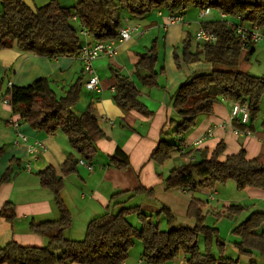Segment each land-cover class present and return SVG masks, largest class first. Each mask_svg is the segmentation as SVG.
Listing matches in <instances>:
<instances>
[{
    "label": "trees",
    "instance_id": "16d2710c",
    "mask_svg": "<svg viewBox=\"0 0 264 264\" xmlns=\"http://www.w3.org/2000/svg\"><path fill=\"white\" fill-rule=\"evenodd\" d=\"M0 3V49L15 47L23 53L51 59L78 58L84 44L116 40L119 19L115 13L119 11L130 17L142 18L156 11L177 15L192 7H209L226 13L233 20L238 15L245 16V25L264 27V0H80L72 8L51 0L41 7L35 5L36 14L21 0H0ZM76 20L79 29L74 27ZM201 27L211 30L216 40L195 45L192 37H187L181 44L182 61L185 64L206 62L211 64L212 69L193 75L172 94L171 105L176 118L170 119L169 127L161 132L150 160L156 165H163L174 153H178L183 160L164 178L168 189L196 193L199 189L213 190L219 184L234 181L238 190H264V157L247 159L244 151H240L221 160L223 144H219L210 156L200 159L191 157V152L186 149L182 151L185 138L196 126L198 118L210 115L213 107L222 100L246 103L249 123L257 119L264 98V77L236 70L243 53L246 60L252 56L254 45L243 48L224 21L203 22ZM81 29L88 33V38L80 34ZM174 59L179 65L176 53ZM157 62L158 53L154 47L139 56L136 68L137 72H147L142 78L146 84L155 83ZM81 90L82 83L77 80L64 96L59 97L49 81L41 78L26 87L8 88L5 97L18 121L47 134L64 133L71 147L90 160L95 154V141L102 138L103 133L92 107H87L80 116L71 112L70 107L78 102ZM115 91V100L121 108L150 114L139 102L138 90L126 78L118 79ZM168 135L172 142L163 138ZM110 162L119 170L129 165L128 156L120 148L116 149ZM77 164V160L70 157L61 166V172L68 175L74 172ZM39 179L41 185L53 193L60 213L57 221L33 227L37 234L48 238V245L43 248L24 247L10 242L0 249V264H122L135 239L142 244L143 259L148 264H166L180 255L185 256L187 264H237L236 259L221 257L217 260L212 256L214 245L222 256L224 244L219 239L217 228L205 225V203L199 199L193 197L187 210V217L196 220L194 228L161 231L150 216L141 212L140 207H123L116 214L107 211L93 219L86 227L84 238L72 241L63 235L71 219L59 196L61 178L53 168H48L39 174ZM133 193L153 198L152 191L138 189ZM120 194L111 197V204L120 205ZM7 207L3 209V214ZM247 209L232 205L219 212L217 217L233 218ZM160 213L165 214L168 225L173 222L174 218L167 208L162 207ZM130 214L137 215L140 230L127 221ZM262 223L264 214L253 212L233 229L232 234L240 239L236 246L241 255H252L254 252L264 255V233L256 232ZM200 239L204 243L202 250L198 245Z\"/></svg>",
    "mask_w": 264,
    "mask_h": 264
},
{
    "label": "crops",
    "instance_id": "0c3cea01",
    "mask_svg": "<svg viewBox=\"0 0 264 264\" xmlns=\"http://www.w3.org/2000/svg\"><path fill=\"white\" fill-rule=\"evenodd\" d=\"M57 1L63 7L72 8L80 0H72L70 4ZM33 2L38 7L48 3L47 0ZM198 10H186L182 24H168L167 17L170 14L160 11L142 18L130 17L120 11L115 13L119 19L118 29L138 26L145 33L141 36L134 35L129 41L117 43V54L114 57L97 58L92 63V75L83 72L77 57L51 59L26 54L15 47L0 49V81L3 88L7 90L12 86L26 87L38 79L46 78L57 96L61 97L80 80V98L70 110L80 116L87 107H92L97 125L103 133V137L95 141L93 157L90 160L85 159L71 147L64 133L57 131L47 134L18 121L11 106L5 102L7 98L0 94V249L10 242L24 247L43 248L48 245V238L33 230L36 225L57 221L60 217L53 193L43 187L39 179V174L48 168H53L62 180L59 196L71 219L70 226L63 233L68 240H82L88 223L107 212L111 197L117 193H121L118 196L120 205L133 197H141L155 201L153 210H159V214L162 207L167 208L174 218L173 222L168 225L165 214H161L170 229L195 227L196 220L187 217L188 206L194 194L201 195L205 191L200 192L199 189L193 193L168 189L164 178L172 167L167 169L165 163L156 165L150 160V156L158 145L161 132L169 127L170 119L176 118L171 105L172 94L193 75L212 69L211 64L206 62L185 64L182 61V42L190 36L196 45L195 35L201 28V23L218 20L217 17L200 20ZM152 47L158 53L155 69L158 76L156 84H146L142 78L147 72H137L136 64L139 56ZM175 53L180 60L179 65L175 62ZM92 76L100 82L99 91H90L85 87ZM119 78H126L134 84L139 92V102L149 115L134 109L121 108L117 104L115 88ZM234 105L235 102L222 100L213 107L210 115L198 118L196 126L184 141L186 151L191 152V157H208L219 144L224 145L221 160L240 151H244L247 159L264 157V118L242 125L237 119H231ZM11 121H17L18 126L14 127ZM21 135L26 138V142L20 140ZM201 138V143L194 146ZM35 142H42L45 149L36 148L34 152H30L29 146ZM118 148L129 159V165L124 170L114 168L110 162ZM70 157L75 158L78 164L74 172L65 175L61 172V166ZM86 165H91L92 170H88ZM221 185L224 187L220 190H206V202L220 200L222 211L232 205L245 206L248 213H241L233 222L230 220L227 223L225 237L220 228L217 229L224 251L221 256L214 245L212 256L217 260L221 257L236 259L237 264H264V255L259 253L241 255L236 246L240 239L232 234L234 227L241 224L251 213L264 214V190H238L235 184L236 190L241 194L232 200L223 192L227 182ZM138 189L152 191L153 198L146 194L134 195L133 192ZM216 196L219 198L215 199ZM7 205L6 213L3 214L2 211ZM207 207L210 205L207 204L204 208ZM215 226L218 227L217 224ZM256 232L264 233V223ZM199 241H202V245L198 244L202 250L203 239ZM122 264H148L143 259L142 244L136 246L134 242ZM166 264L187 263L185 256L180 255Z\"/></svg>",
    "mask_w": 264,
    "mask_h": 264
},
{
    "label": "built area",
    "instance_id": "2783aa9c",
    "mask_svg": "<svg viewBox=\"0 0 264 264\" xmlns=\"http://www.w3.org/2000/svg\"><path fill=\"white\" fill-rule=\"evenodd\" d=\"M160 14V12H159ZM212 15V10L209 7L199 9V16L201 18H205ZM217 18L220 21H224L229 28L232 29L235 36L238 38L241 46L243 48H247L250 45H256L259 43H264V27L259 26H248L244 24L245 16L238 15L234 20L229 18V16L224 13L217 11ZM75 19V17H74ZM183 14L177 15H168L167 23L168 24H182L183 23ZM145 31L139 30L138 26H127L125 28H120L118 30V38L116 40L108 41V42H100L94 44H84L81 48V52L78 56L79 61L82 64L83 72L88 75L93 74L92 63L101 56L114 57L117 54L116 44L121 42L129 41L132 36L143 35ZM80 34L84 38H88V33L81 29ZM216 40L215 35L211 30H206L204 28H200L195 35V41L198 44L202 43H211ZM99 80L96 77H91L90 80L85 84L87 90L90 91H99ZM8 103V100H5ZM231 119H237L242 125L248 124L249 121V113L248 106L244 102L235 103L232 113ZM14 127L18 126L17 121H11ZM22 142H26V138L24 136H19ZM202 138L197 140L193 145L196 146L200 144ZM37 149H45V146L42 142H35L29 146L30 152H34ZM186 149L183 146L182 151ZM82 165H84L83 161H80ZM88 170H92L91 165H86Z\"/></svg>",
    "mask_w": 264,
    "mask_h": 264
},
{
    "label": "rangeland",
    "instance_id": "374dc122",
    "mask_svg": "<svg viewBox=\"0 0 264 264\" xmlns=\"http://www.w3.org/2000/svg\"><path fill=\"white\" fill-rule=\"evenodd\" d=\"M48 2H50L51 0H47ZM63 1L64 4H66V2L68 4L72 3V0H61ZM195 8H190V10H194ZM199 11V10H198ZM2 12V7H1V3H0V13ZM199 13V12H198ZM212 17H217V11L215 9H212V15L205 17V18H201L199 16L200 20H208ZM74 27L76 29L80 28V25L75 23ZM244 53L242 58L240 59L239 64L236 67L237 71L240 72H247L250 75L253 76H258V77H264V43H259L254 45V53L252 54L251 57H249V59H245L244 58ZM61 91V90H60ZM6 92V88H3V84H2V91L0 92V94L5 95ZM264 118V98H262L261 100V105H260V111L257 115V119H261ZM169 135L163 137L164 139L168 140L169 142H172V140H169ZM181 162V158L179 155H177V153H174L171 157L170 160H168L167 162H165V166L168 167L167 169H169V167H172L171 169H173L174 167H177L178 165H180ZM222 187L221 184L217 185L216 189L220 190V188ZM224 187V186H223ZM222 187V188H223ZM225 190L223 191L224 194L227 197H230L232 200H234V197L236 196H240L239 194H241L240 192H238L236 190L235 187V183L234 181H229L227 182L226 187L224 188ZM201 190H204L205 192H201ZM208 189H200L199 191L202 193L201 195L199 194H194V198L201 200L202 202L205 203V205L209 204L210 207L208 208H204V216H205V224L208 225L209 227H214V225H218L215 226V228L219 229L222 231V235L223 237H225L226 234V225L228 222H233L235 219H237V217H239L241 214L236 215L235 217H233L232 219H230L227 216H223L221 217V222L220 218L217 217V214L219 212H222L221 210V202L219 201H210V202H206V199L204 198V195L207 194L208 191H206ZM219 198L218 196L215 197V199ZM155 201L149 200V199H141V197H133L130 201L122 204V205H115V204H110L109 206V211L111 214H116L118 213V211L123 208V207H140L141 212L150 216L151 220L154 223H157L159 225V229L161 231H168L170 228L167 226L166 221L164 220V216L160 213L159 214V210H153L154 209V204ZM224 205V204H223ZM120 206V207H119ZM214 209H217L216 212H214ZM248 211V209H247ZM247 211H244L245 213H248ZM243 212V213H244ZM249 214H247L248 216ZM245 218V217H244ZM231 220V221H230ZM127 221L137 230H140L141 228V224L140 221L137 217L136 214H130L127 217ZM238 226V225H237ZM235 228V227H234ZM222 237V236H221ZM201 240V239H200ZM136 246H141V243L138 240H134ZM198 244L202 245V241H199Z\"/></svg>",
    "mask_w": 264,
    "mask_h": 264
},
{
    "label": "water",
    "instance_id": "95a60500",
    "mask_svg": "<svg viewBox=\"0 0 264 264\" xmlns=\"http://www.w3.org/2000/svg\"><path fill=\"white\" fill-rule=\"evenodd\" d=\"M22 3L33 13L36 14V6L33 0H21Z\"/></svg>",
    "mask_w": 264,
    "mask_h": 264
}]
</instances>
